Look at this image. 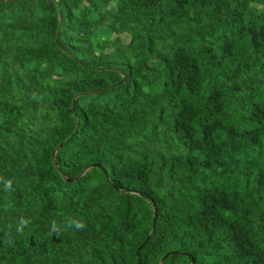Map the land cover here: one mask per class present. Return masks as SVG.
<instances>
[{
	"label": "trees",
	"instance_id": "obj_1",
	"mask_svg": "<svg viewBox=\"0 0 264 264\" xmlns=\"http://www.w3.org/2000/svg\"><path fill=\"white\" fill-rule=\"evenodd\" d=\"M164 255L264 264V0H0V264Z\"/></svg>",
	"mask_w": 264,
	"mask_h": 264
},
{
	"label": "clouds",
	"instance_id": "obj_2",
	"mask_svg": "<svg viewBox=\"0 0 264 264\" xmlns=\"http://www.w3.org/2000/svg\"><path fill=\"white\" fill-rule=\"evenodd\" d=\"M5 190H10L11 189V181H8L5 183L4 185ZM28 223L27 220H22L21 223L17 226V231H22L23 227L26 226ZM86 225L84 224L83 221H77L75 219L69 221L66 225V227L69 228H75L76 230H82ZM62 229L56 225L55 222H53L52 227L50 229V235L51 234H55L57 236H59L61 234ZM9 243H12V241H9Z\"/></svg>",
	"mask_w": 264,
	"mask_h": 264
},
{
	"label": "water",
	"instance_id": "obj_3",
	"mask_svg": "<svg viewBox=\"0 0 264 264\" xmlns=\"http://www.w3.org/2000/svg\"><path fill=\"white\" fill-rule=\"evenodd\" d=\"M152 221H153V218H152ZM164 257H165V255L159 260L158 264H160L162 262V260H163Z\"/></svg>",
	"mask_w": 264,
	"mask_h": 264
}]
</instances>
